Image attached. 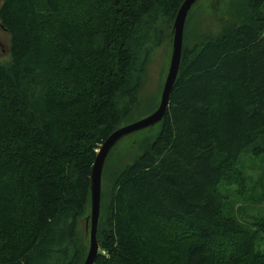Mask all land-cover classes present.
<instances>
[{
  "label": "trees",
  "instance_id": "1",
  "mask_svg": "<svg viewBox=\"0 0 264 264\" xmlns=\"http://www.w3.org/2000/svg\"><path fill=\"white\" fill-rule=\"evenodd\" d=\"M183 1H0V264L83 263L96 151ZM234 5L181 45L164 117L100 202L93 264H264V0Z\"/></svg>",
  "mask_w": 264,
  "mask_h": 264
},
{
  "label": "rangeland",
  "instance_id": "2",
  "mask_svg": "<svg viewBox=\"0 0 264 264\" xmlns=\"http://www.w3.org/2000/svg\"><path fill=\"white\" fill-rule=\"evenodd\" d=\"M241 0H197L187 15L183 30L182 44H192L204 34H215L231 20V10L234 4ZM0 40L3 48L0 46V62L9 59V35L4 29H0ZM170 40V41H169ZM156 46L148 59L146 78L138 91L137 104L131 111L121 126L129 124L135 120L145 117L156 109L160 101V95L164 84L165 76L168 70L172 37ZM144 130L135 131L121 137L108 151L101 174V200L107 195L110 188L112 176L118 172L124 165L131 163L140 152L134 141L143 135ZM145 135V134H144ZM99 150V149H98ZM224 186V185H223ZM224 190V188H223ZM225 192V191H224ZM227 197L234 208H240L249 204L246 194L235 186H229ZM100 200V202H101ZM99 202V203H100ZM101 204V203H100ZM86 216L90 213V207L87 208ZM79 221L78 230L80 235L87 236L85 229V216ZM89 223V222H88ZM88 238V236H87ZM86 237H84L85 241ZM88 241V240H87Z\"/></svg>",
  "mask_w": 264,
  "mask_h": 264
},
{
  "label": "water",
  "instance_id": "3",
  "mask_svg": "<svg viewBox=\"0 0 264 264\" xmlns=\"http://www.w3.org/2000/svg\"><path fill=\"white\" fill-rule=\"evenodd\" d=\"M197 0H184L182 4L178 7V11L173 20L172 25V43H171V56L169 61L168 70L165 76L164 84L162 87L160 101L158 106L154 111L142 117L138 120H135L129 124L118 126L101 144L97 152L93 167L91 170L90 178V213L85 216V229L88 236V250L85 254V259L82 264H93L95 259V254L98 252V242H97V227L98 219L100 214V200H101V174L104 160L108 151L112 146L119 140L121 137L126 136L127 134L133 133L135 131H140L148 127L156 125L164 117L169 101V95L173 88L175 79L177 77V71L179 69L181 51H182V39H183V30L185 19L191 9V6ZM89 222V223H88Z\"/></svg>",
  "mask_w": 264,
  "mask_h": 264
},
{
  "label": "flooded vegetation",
  "instance_id": "4",
  "mask_svg": "<svg viewBox=\"0 0 264 264\" xmlns=\"http://www.w3.org/2000/svg\"><path fill=\"white\" fill-rule=\"evenodd\" d=\"M1 1V0H0ZM1 3V2H0ZM0 29H2V26H1V24H0ZM0 46H1V48H3V43H2V41L0 40Z\"/></svg>",
  "mask_w": 264,
  "mask_h": 264
}]
</instances>
